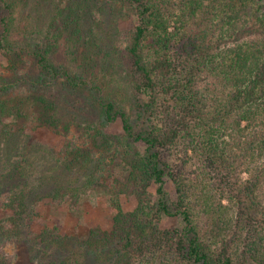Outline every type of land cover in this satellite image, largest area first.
Masks as SVG:
<instances>
[{
  "label": "trees",
  "instance_id": "obj_1",
  "mask_svg": "<svg viewBox=\"0 0 264 264\" xmlns=\"http://www.w3.org/2000/svg\"><path fill=\"white\" fill-rule=\"evenodd\" d=\"M0 215V264H264V0H0Z\"/></svg>",
  "mask_w": 264,
  "mask_h": 264
},
{
  "label": "rangeland",
  "instance_id": "obj_2",
  "mask_svg": "<svg viewBox=\"0 0 264 264\" xmlns=\"http://www.w3.org/2000/svg\"><path fill=\"white\" fill-rule=\"evenodd\" d=\"M121 26L124 31L129 30L132 27V18L125 19L122 22ZM92 50L93 48L91 47L89 52ZM100 57L101 56H97V62L100 61ZM104 69H106V73L102 72V70ZM102 75H106L107 81H108L107 77L112 75V70H110L109 67L106 66V64L96 65L95 74H91V77L96 79L97 76L102 77ZM119 91L121 95L127 94V91L125 89L123 90L119 89ZM93 101L94 100L92 99L91 102ZM93 107L95 108V106ZM116 128L117 126H114L111 129L115 130ZM58 139L59 138L56 136V141H58ZM50 143L52 145H55L54 140L52 141L50 140ZM56 147H54L55 150L57 149ZM54 149L50 145L48 148L43 146L39 150V155L41 156L40 163H42L43 157L48 156L49 158L50 155L55 153ZM113 169L115 175L119 179H121L123 182L129 181L128 180L129 170L125 166L124 162L120 161L119 163L117 161L114 164ZM52 188L53 187H50V189ZM167 188L168 191L172 190V186L170 184L167 185ZM156 189H157V185L153 184L151 186V190L156 192ZM110 197H111V192L109 188H107L106 186H101L95 194L91 195L86 201H83V205L80 209L73 211V210H69L66 207L62 209L59 213H57L56 216H54L55 219L53 222L59 224L63 230L72 234L74 238L84 240L85 238L88 237V235L90 234V230L93 227L98 225H103L105 227L110 226L111 216L114 213V209L111 206ZM121 198L125 210H132L137 204L136 196L132 193V190L130 188L125 189V192L122 193ZM45 202L46 201H43L42 203L43 214L39 220V223L51 224L53 223L51 222V218H52V214H50L51 209L48 206L49 203H45ZM1 216L2 215H0V218ZM164 224L170 226H179L181 222L180 219L178 218H165ZM6 249L14 255V264H34L29 259L28 254L26 252L27 250H25V248L22 247L21 244L16 245L14 243H10L7 245Z\"/></svg>",
  "mask_w": 264,
  "mask_h": 264
}]
</instances>
